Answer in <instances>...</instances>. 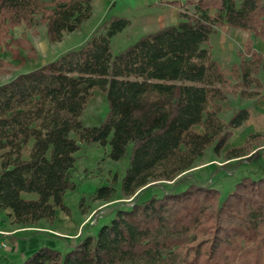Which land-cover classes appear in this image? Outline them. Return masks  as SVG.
Masks as SVG:
<instances>
[{"label":"trees","instance_id":"16d2710c","mask_svg":"<svg viewBox=\"0 0 264 264\" xmlns=\"http://www.w3.org/2000/svg\"><path fill=\"white\" fill-rule=\"evenodd\" d=\"M92 1L0 0V45L19 59L0 60V74L19 68L25 60L20 50L35 55L32 44L11 36V29L37 33L43 26L46 40L59 42L89 19ZM168 3L181 8L177 23L143 35L115 56L110 38L129 22L112 16L79 48L0 84V211L9 210L14 224H50L56 211L67 212L62 199L76 186L69 173L78 143L108 145L113 161L131 144L120 185L129 197L176 181L209 147L218 156L231 131L248 120L244 107L226 121L219 117L228 79L202 44L218 27L246 33L248 59L241 58L230 74L240 96L258 97L264 55L253 44L264 43V0ZM94 89L105 92L108 111L99 125L87 127L80 118ZM259 136L249 134L224 157L231 161L250 152L249 140ZM113 192L111 185L98 188L94 199L108 202ZM77 238L64 253L42 247L19 264H264V178L245 176L224 197L211 187L186 184L118 209L96 235Z\"/></svg>","mask_w":264,"mask_h":264},{"label":"rangeland","instance_id":"374dc122","mask_svg":"<svg viewBox=\"0 0 264 264\" xmlns=\"http://www.w3.org/2000/svg\"><path fill=\"white\" fill-rule=\"evenodd\" d=\"M109 4L100 5L94 10L92 17L87 23H84L72 35H67L60 43L50 44L44 35L43 26L36 27L37 33H32L31 29L24 26H18L10 30L13 37H24L31 41L38 49L33 57L26 56L27 50H20V54L25 58L19 68L13 70L9 74H0V84L10 80L16 73L25 72L39 67L47 63L54 56L59 57L69 50L79 48L86 40L96 33V29L112 16L122 17L128 20L129 24L122 31L110 38V51L113 56L125 50L128 46L135 43L145 34L155 32L161 28L171 26V21L164 20L172 14L175 6L166 4L165 1H176L183 5L186 0H108ZM147 1V2H145ZM179 11L180 7H175ZM187 10L193 12V7L188 6ZM149 20L151 23L145 24L144 21ZM177 23V22H176ZM175 23V24H176ZM247 34L226 26L218 27L213 31L208 41L202 44L203 48H207L211 57L217 61L221 68L226 72L228 84L223 88L225 100L220 102L219 117L226 121L232 112L238 108H246L251 119L245 122L241 127L232 130L227 138L225 145L221 148L220 154L211 152V147L206 151L202 159L198 162L201 165L211 162L217 168L209 173H192L188 171L180 174L179 179L159 182L153 187L138 190L134 195L125 197L121 194V179L124 176L128 165L129 155L131 153V144L127 146L126 154L118 161H113L108 157V145H99L96 143H78L79 149L75 153L76 161L74 168L69 173V178L75 183V189L67 191L62 199V203L67 208V212L61 211L59 217L62 219L61 224L57 225L56 230L63 235L76 237L81 233L84 237L94 236L100 227L108 224L115 216L118 209H127V205L139 203L151 196H161L165 192H174L183 189L186 184H199L205 187H211L220 192L224 197L231 191L234 184L243 177H251L258 179L259 173L256 170L257 160L248 158L241 159L244 156L226 160L225 153L233 148L244 145L246 137L255 132V111L260 105L261 98L246 99L239 95V89L233 86L234 80L231 77V68L241 59H248L244 55V42ZM78 43H81L78 45ZM68 47V48H67ZM253 47L264 54V45L259 39L255 40ZM68 49V50H67ZM29 55H32L29 53ZM0 60L17 64L18 60H13L11 53L0 45ZM256 78L262 83L261 92L264 89V75L258 74ZM251 90L253 87L250 88ZM108 111V103L105 92L92 90L91 97L88 100L86 108L80 118L82 125L87 127L99 125L106 117ZM196 132H201L199 126L193 127ZM255 134V133H254ZM73 137V135H72ZM264 143V135L249 140V144L253 148L257 143ZM250 144V145H251ZM249 156V155H248ZM194 168V167H193ZM207 176L203 178V175ZM177 177V178H178ZM115 179V181H113ZM111 185L114 192L108 202L94 199L98 188ZM26 199H35L33 194H23ZM0 228L10 222L12 217L9 211H0ZM54 221V220H53ZM84 221L80 227V223ZM13 239V238H12ZM78 239V238H77ZM69 240H72L69 239ZM11 244L10 239L0 237V251L3 244ZM46 246H33L32 252L27 255H21V261L31 255L36 250ZM50 248V247H48ZM62 253L68 250L67 245L61 244L56 248ZM21 261L15 264L21 263Z\"/></svg>","mask_w":264,"mask_h":264},{"label":"crops","instance_id":"0c3cea01","mask_svg":"<svg viewBox=\"0 0 264 264\" xmlns=\"http://www.w3.org/2000/svg\"><path fill=\"white\" fill-rule=\"evenodd\" d=\"M145 2H147V1H145ZM168 2L169 1H165L166 4H169ZM106 4H109L108 0H93L92 1V13H91V16L89 17V19L92 17L94 10L97 7L99 8L100 5L103 6ZM170 14H172V15L168 19L164 18V20H169V21H171V24H175L178 21V11L175 9V7H174L173 11H170ZM89 19L84 21L80 25V27L84 23H87L89 21ZM144 23L149 24V23H151V21L146 20V21H144ZM78 29L74 30L73 32H71L67 35H72ZM43 31H44V28H43ZM67 35H65L63 39H65V37H67ZM63 39H62V41H63ZM246 39H247V37H246ZM29 42L34 47L35 53H37L38 49L33 45V43L31 41H29ZM60 42L61 41L56 42V43H60ZM261 43H262V45H264V43L262 41H261ZM50 44H55V43H50ZM79 44H81V43H78V45ZM258 52H260V51H258ZM56 58L57 57L54 56L49 61H52ZM49 61H47V62H49ZM31 70H33V69H31ZM20 73H22V72H20ZM16 74H18V73H16ZM261 88H262V83H261ZM256 98H261L260 99L261 102L255 111V123H254L255 132H252V133L264 135V89L260 92V95ZM249 119H251L250 112H249V118L246 122H248ZM241 156H244V158H241L242 160L243 159L247 160L250 157L256 159L257 164H258L256 166V170L259 173V175H257V176H258V178H264V143H261V142L257 143L255 145V147L250 152L244 153ZM229 162H231V161H229ZM214 168H217V167L214 166L211 162H206V163H203L201 165H198L197 167L189 169V172H191V174L192 173H200V172L205 173L204 171L209 173ZM206 176L207 175L204 174L203 178H205ZM253 179H255V178H253ZM4 211H9V210H4ZM7 213L10 214V211ZM59 215H60V212L58 210L55 213V218H54V221L52 223L49 224V223H46L44 221H39L37 224H35L33 226H29V227H21L19 225H16L12 222V219H10V222H6V225L0 228V237H6V239H10L11 244L1 243V244H3V247H1L2 249L0 251V264H15L18 261L20 262L21 261V255H27L30 252H32L34 245L56 248L57 246H59L61 244L67 245V242L69 241V239L76 238V237H70L67 235H63L56 230L57 225H59V223L61 224V222H62V219L59 217ZM82 224H84V221H82L80 223L79 227Z\"/></svg>","mask_w":264,"mask_h":264}]
</instances>
